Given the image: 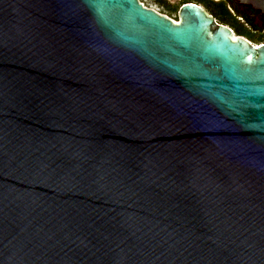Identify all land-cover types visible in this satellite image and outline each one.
<instances>
[{"label": "water", "instance_id": "1", "mask_svg": "<svg viewBox=\"0 0 264 264\" xmlns=\"http://www.w3.org/2000/svg\"><path fill=\"white\" fill-rule=\"evenodd\" d=\"M178 16L0 0V264H264V43Z\"/></svg>", "mask_w": 264, "mask_h": 264}, {"label": "flooded vegetation", "instance_id": "2", "mask_svg": "<svg viewBox=\"0 0 264 264\" xmlns=\"http://www.w3.org/2000/svg\"><path fill=\"white\" fill-rule=\"evenodd\" d=\"M139 1V0H138ZM158 7L173 13L176 20L179 19V9L186 4H194L209 14L210 6H216L220 11H226L224 15L228 18L229 27L235 34V28H241L248 32L253 38L264 36V13L255 8L249 0H149ZM221 14V13H220ZM213 17V16H212ZM218 24L221 21L213 17ZM223 25V24H222ZM250 42V41H249ZM261 44V43H260ZM258 45V43H257Z\"/></svg>", "mask_w": 264, "mask_h": 264}, {"label": "trees", "instance_id": "3", "mask_svg": "<svg viewBox=\"0 0 264 264\" xmlns=\"http://www.w3.org/2000/svg\"><path fill=\"white\" fill-rule=\"evenodd\" d=\"M209 15L211 16H216L217 18H219V20L221 21V24H223L224 26H228L230 21L228 18H225L224 15L227 14L226 11H220L219 8H217L216 6H210V10H209ZM170 13V12H169ZM221 13V14H220ZM235 35L243 37L245 39H247L248 41L252 42L253 40L257 41L255 44H260V43H264V39L263 37H257V38H253L251 34H249L248 32L242 30L241 28H235Z\"/></svg>", "mask_w": 264, "mask_h": 264}, {"label": "rangeland", "instance_id": "4", "mask_svg": "<svg viewBox=\"0 0 264 264\" xmlns=\"http://www.w3.org/2000/svg\"><path fill=\"white\" fill-rule=\"evenodd\" d=\"M139 2L146 8L152 9L154 11H156L157 13L166 16L167 18H169L170 20H172L173 22L178 23V20H176L175 15L173 13H169L168 11L158 7L157 5L153 4L151 1L149 0H139ZM264 39V36H263ZM257 41L253 40L251 43L254 45ZM264 42V41H263Z\"/></svg>", "mask_w": 264, "mask_h": 264}]
</instances>
